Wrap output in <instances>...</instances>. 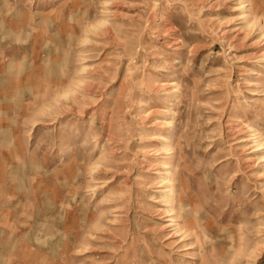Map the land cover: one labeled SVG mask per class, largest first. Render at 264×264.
<instances>
[{
  "label": "rangeland",
  "instance_id": "obj_1",
  "mask_svg": "<svg viewBox=\"0 0 264 264\" xmlns=\"http://www.w3.org/2000/svg\"><path fill=\"white\" fill-rule=\"evenodd\" d=\"M0 264H264V0H0Z\"/></svg>",
  "mask_w": 264,
  "mask_h": 264
}]
</instances>
